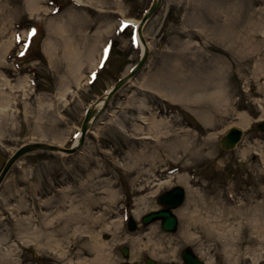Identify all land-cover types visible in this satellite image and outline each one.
<instances>
[{"label":"rangeland","instance_id":"obj_1","mask_svg":"<svg viewBox=\"0 0 264 264\" xmlns=\"http://www.w3.org/2000/svg\"><path fill=\"white\" fill-rule=\"evenodd\" d=\"M54 1L65 8L60 17L46 16L52 10L44 0H37L36 11L29 0H0V29H5L0 48H7L0 58V95H6L0 107V174L24 144L69 148L88 107L140 58L131 29L121 32L119 26L122 19H142L153 0H82L86 7L72 0ZM238 6L244 16L237 19ZM263 11L264 0H162L142 30L150 50L148 63L113 97L94 123L82 153H31L10 170L0 186V259L77 264L76 256L92 252L93 235L101 230L114 235L104 253L117 264L123 261L122 255L117 258L124 232H130L120 207L142 204L143 210L133 214L139 220L149 205L156 206L153 195L180 185L187 191V213L199 206L194 215L218 221L220 228L212 235L205 224L190 225L179 212L175 234L153 225V240L168 251L163 260L175 259L183 248L192 247L207 264H264V206L258 216L251 214L264 205V133L258 127L264 120V92L258 84L240 79L227 85L228 103L209 113L200 106L210 94L203 88L224 69L220 58L226 56L228 66L233 65V53L218 42L225 27L237 34L244 27L250 33L245 24L238 26L246 14H255L251 27L257 28ZM224 15L230 19L225 24ZM33 26L37 36L20 57L18 35H26ZM62 27L65 33L58 34ZM257 33L259 41L264 35L261 29ZM64 39H70L79 54L78 83L65 73ZM49 41L52 44L47 45ZM103 41L111 43L112 51L98 69ZM89 52L97 56L92 62ZM92 68L98 73L94 84L88 80ZM186 96L193 102L198 96L197 103H185ZM242 118L247 121L244 127ZM232 127L241 128L244 139L237 149L226 151L220 140ZM144 135L151 138L140 139ZM180 175L189 183L178 184ZM144 187L147 200L140 204L137 197ZM200 198L219 204L205 209ZM237 208L247 215H230ZM257 220L260 232L253 227ZM222 230L230 234L220 236ZM243 237L250 242L243 244ZM133 244L127 243L135 255L132 263L156 260L148 246L143 249L142 239Z\"/></svg>","mask_w":264,"mask_h":264},{"label":"bare ground","instance_id":"obj_2","mask_svg":"<svg viewBox=\"0 0 264 264\" xmlns=\"http://www.w3.org/2000/svg\"><path fill=\"white\" fill-rule=\"evenodd\" d=\"M30 4H31V8L32 10L36 11L38 10L40 7L38 6V2L37 0H29ZM261 4V3H260ZM253 7V4H252ZM252 9V8H251ZM250 9V11H251ZM255 11V8H253ZM250 14V13H249ZM255 14H253V16L246 14L243 22L238 26H242L243 24L246 25V28L250 27V33H248V30L244 29V27H242V30L239 32V34H237L235 32V29H231V30H227V28L225 27V32L226 34L222 35L219 37V44H222L226 51H229L230 53H233V59H231L232 62V67L228 66L229 61L227 59L226 56H224V59L219 60V63L222 64L224 66L223 71H221V74H217L215 75V78L213 80V84H208L207 86H205L203 89L206 90L208 93V98L207 99V103H203L200 106L205 107L206 111L212 112V110L216 107H220L221 105L223 106V104L228 103V101L230 100V95L227 91V85H231L232 82H236L237 80L240 79H245L247 80V82H252L253 84L256 83L259 86V90L260 92L263 91L264 92V37L261 38L259 41L255 40L256 36L258 35V31L261 29L263 35H264V11H263V20H260L258 22H260L255 27H251L252 25V17H254ZM244 16V12L241 8V6L237 7V11H236V18H241ZM224 19H223V24H225L227 21H230L229 17H226L224 15ZM135 24H137L138 26L140 25V29L142 28L141 22L140 21H134ZM259 29V30H258ZM3 29H0V35L2 36L4 31ZM58 30V31H57ZM56 32H62L65 33L66 28L62 27V28H57ZM227 30V31H226ZM253 33V34H252ZM59 34V33H58ZM257 34V35H256ZM258 37V36H257ZM70 40V39H69ZM67 39H64V53L67 55V67H66V72L68 73V75H71L73 77V79L76 80V82L78 83V81L80 80L81 77H79L78 75V71L80 72V68H77L78 66H82L80 60L79 59V54L75 51V47L71 45V40L69 41ZM139 41H140V45H141V49L142 52L145 51L146 46L144 45V43L142 42L140 33H139ZM70 43V44H69ZM52 44V41H49L47 45ZM5 49H7L6 47H1L0 48V58L4 57V53H5ZM90 53L89 59L92 62L94 59V55ZM263 54V55H262ZM259 56V57H258ZM262 56V57H261ZM81 59V57H80ZM230 60V59H229ZM218 63V62H217ZM2 64V62H0V65ZM250 74V77H248ZM226 76V77H225ZM235 90V88H233V90L230 92L232 93ZM198 97V96H197ZM197 97H194L197 99ZM0 99L2 104H0V107H2L4 105V101L6 100V95H0ZM196 99L193 100L190 97L186 96V102L188 104L193 105L194 103H197ZM104 104V100H101L96 106H95V110H100L103 107ZM225 107V106H224ZM3 109L0 108V112H2ZM207 113V114H208ZM210 119V118H208ZM147 120L146 118L144 119V121ZM206 120V119H205ZM246 120L245 118H242V121L240 122V125L242 127H244V125L246 124ZM247 125V124H246ZM209 128V127H208ZM147 138H149L148 136H146ZM78 142V138L75 141V145ZM185 143V141H184ZM187 149V148H186ZM187 178L185 176H180L179 177V182L178 183H185L187 184ZM198 201L200 203H204L202 205V208L205 209H213L216 208V206L219 204L218 202H215L214 200H209L207 198L203 199L200 198L198 199ZM226 206V203L224 204ZM264 205L258 206L255 209H252L251 214L252 215H256L258 216L263 208ZM199 210H196V212H194L193 214L191 213H187L188 209H183L182 211H180V215L184 216L185 220L190 221V225H192L191 223H193L194 221L199 223L201 222V224H205L207 227V230L209 233H211L212 235L216 234V229L220 228V223L218 221L215 220H209L207 221L206 219H202L200 216H196L194 214H199L200 211V207L198 206ZM233 217H237V218H243L247 215L246 212H242V208H237L236 210H233L230 212ZM193 219V220H192ZM192 220V222H191ZM52 222H48L46 225L51 224ZM187 223V222H186ZM195 223V224H197ZM253 227H256L257 232H260V225L258 223V220L256 221L255 224H253ZM184 234H186V230L184 231ZM220 236H226L229 235V232H226L224 230L221 231V233H219ZM108 234H106L104 231H101L99 233H95V239L93 241V248L95 251V258L93 261L94 264H112L111 262V257L106 255L104 253V250L106 248V246L108 245V243L106 241H104V237ZM252 238V237H251ZM250 238L248 237H243L242 238V243H248L250 242L249 240ZM259 237H256V240H258ZM135 257V255L133 256V258ZM169 257H173V254L169 255ZM232 261V260H230ZM17 264V262H12L9 259H6V256H3L2 259H0V264Z\"/></svg>","mask_w":264,"mask_h":264},{"label":"water","instance_id":"obj_3","mask_svg":"<svg viewBox=\"0 0 264 264\" xmlns=\"http://www.w3.org/2000/svg\"><path fill=\"white\" fill-rule=\"evenodd\" d=\"M158 7V4H156L153 9L152 12L155 11V9ZM145 60H143V62L140 64L139 68L142 66V64L144 63ZM126 80L121 81L119 84H117V86L115 87V89L109 94V96L106 99V105L105 107L109 104L110 99L113 97V95L123 86V84L125 83ZM101 114V111H94L93 109L90 110L88 112L87 118L84 122L82 131H83V135L86 134L87 129H88V125L90 120L93 117H98ZM240 136H241V132L238 131L237 129H232L228 136L223 139L222 144L223 147L226 149H231L234 148L236 143L240 140ZM83 143V139L81 140V144ZM37 150H46V151H67V150H62L59 149L57 147L54 146H50V145H46V144H33V145H28L26 147L21 148L8 162V164L6 165L2 175L0 176V183L2 182V180L4 179V177L6 176V174L8 173V171L10 170V168L13 166V164L20 158L22 157L24 154L32 152V151H37ZM181 197H182V190L177 189L175 190L171 196H167L164 197L165 201H174L176 202V204L181 203ZM159 216H163L165 217L166 220V226L168 228H171L172 226L175 225V219L170 217V215L168 213L166 214H160ZM148 221V220H146ZM186 259L188 260V262H190L191 264H199L197 263L194 259H191L189 256L185 255Z\"/></svg>","mask_w":264,"mask_h":264}]
</instances>
